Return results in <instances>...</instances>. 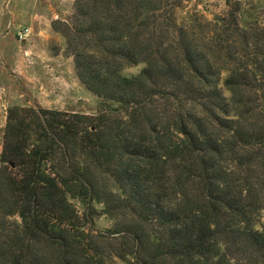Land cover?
<instances>
[{
	"label": "trees",
	"instance_id": "trees-1",
	"mask_svg": "<svg viewBox=\"0 0 264 264\" xmlns=\"http://www.w3.org/2000/svg\"><path fill=\"white\" fill-rule=\"evenodd\" d=\"M116 2L76 0L73 18L98 25L91 36L102 39L100 51L76 47L78 27L53 22L75 45L80 79L104 100L97 115L8 109L0 218L20 221L12 242L0 238V264H264V189L250 181L248 165L220 163L225 152L244 154L264 170V106L247 114L244 99L251 86L264 87V22L229 0L226 15L207 21V36L181 28L165 55L151 53L148 39L108 28L105 12L123 16L135 7ZM138 48L147 54L140 71L124 73L139 62ZM150 101L151 116L141 111ZM90 154L118 159L119 192H105L133 210L122 227H100L92 217L99 187L89 177Z\"/></svg>",
	"mask_w": 264,
	"mask_h": 264
},
{
	"label": "rangeland",
	"instance_id": "rangeland-1",
	"mask_svg": "<svg viewBox=\"0 0 264 264\" xmlns=\"http://www.w3.org/2000/svg\"><path fill=\"white\" fill-rule=\"evenodd\" d=\"M107 1L113 8L116 7V0ZM228 1L229 0H121L123 6H135L131 13H126L122 16V14L116 15L111 13V11H107L105 12V16L109 17L108 28L112 31L116 29L117 36L119 34H133L139 36L141 39H148L147 46L151 53L160 51L166 55V53L171 54L174 51V47L177 46L176 36L182 34L183 31L181 28L194 25L196 28L194 31L198 32V39L207 36L209 29H213V26H208V24H206L207 21H213L216 15H226L229 9ZM238 1H241L246 9L253 13L259 21L264 22V0ZM75 6L76 0H65L61 5L65 20L57 21L67 22L70 23V25L72 24L73 27H78V30L74 31L76 33V36L74 35L76 47L82 49L86 48L89 51H100L99 49L104 48L101 42L102 39L97 38L95 40L91 36V32L93 33V31L98 28V25L86 23L83 18L81 21L74 19ZM86 11L89 13L88 15L91 16L90 8L88 9V7L85 6V12ZM116 18H118V20H115ZM118 21L120 22L118 23ZM58 28L61 31L55 30L63 35L65 39L63 55L72 58L73 61L72 67L67 65L65 71H61L59 67L51 69V67H47L45 63L35 62L39 60L37 57L42 59V55L35 54L37 50H34V43L32 42L33 34L24 42L20 41L17 35L14 41L12 40L14 47L16 46V61L26 58L27 62L24 61V64H28L29 60V63L35 65L36 68L32 70L28 69L23 73L20 70L19 72H14V69H16L15 67H7L5 70H0V89H2L0 92V157L3 151L4 132L7 123V119L5 121V116H7L6 111L8 112L9 106L43 107L70 113L77 112L85 115H97L102 102H104L102 98L92 93L80 79L73 56V47H75V45L70 48L68 44L69 38L64 34L65 27L58 24ZM114 36V32H111V35L107 38H114ZM71 37H73V33ZM177 42L179 43V39ZM13 43H10V45L13 46ZM55 49H57L56 46H53V50ZM135 52V60L139 62L126 67L124 73L132 74L140 71V67L143 65L141 61L147 57V54H143V50L139 48ZM0 60H3L1 56ZM125 61L129 60L125 59ZM20 64H22V62H20ZM225 78L226 73L223 72L221 75V86L228 96L229 92L224 85ZM251 87L253 88V93L247 94L244 99L248 101L247 114L254 115L257 114L258 108L264 106V97L261 96L264 94V90H262L264 87ZM256 89L258 90L257 94L259 97L255 94ZM155 102L156 101H150L147 107L141 111H145L146 113L150 112V110L155 107ZM179 103L184 105L186 102L182 99ZM165 104L167 107H172L174 104L173 98L166 99ZM147 114L150 115L149 113ZM144 115L145 114H138L139 121L143 120ZM220 132L224 134L226 128H221ZM80 153L81 151L76 149V151H72L71 156L76 157L80 155ZM87 161L88 165L92 167V172L89 174V177L97 187H99L97 192L99 198L93 203L96 211L93 212V210L90 209L96 224L100 227L109 228L116 226L117 223H120V227H122L123 224L129 223L130 221H128V219L132 217L133 210L123 207L116 194L111 197L105 192L107 190L115 193L119 192V182L115 175L116 169L114 168V165L118 164V159L112 156L108 160H101V156L98 154H90L87 156ZM220 163L226 166L235 164L238 168L241 167V165H248L250 168L249 174L252 176V178L249 177L250 181L255 184L256 189H264V170H259L255 165V159L250 155L225 152L220 158ZM57 169L63 173V164L61 162L57 164ZM243 177L244 175L240 176V178ZM105 201L108 202V204L110 203V212L107 210L109 205L105 203ZM73 204L76 206L79 213L83 214L84 207L82 204L77 200L73 201ZM15 221H20L17 215L10 216L7 220L0 218V238L2 242L4 239H8L11 242L13 241L9 233L16 228L14 224ZM119 264L123 263L119 262Z\"/></svg>",
	"mask_w": 264,
	"mask_h": 264
},
{
	"label": "crops",
	"instance_id": "crops-1",
	"mask_svg": "<svg viewBox=\"0 0 264 264\" xmlns=\"http://www.w3.org/2000/svg\"><path fill=\"white\" fill-rule=\"evenodd\" d=\"M64 2L65 0H0V56L3 59L0 60V70L15 67L14 72L20 70L23 73L36 68L29 60L28 64H24V61L27 62L26 58L16 61V46L14 47L13 41L19 26L32 29V42L34 50H37L35 54L42 55V59L37 57L39 60L35 62L45 63L51 69L59 67L61 71H65L67 65L72 67V58L63 55L65 39L53 27L54 21L65 20L61 8ZM53 46L57 49L53 50ZM7 113L6 111V115ZM6 119L7 116L5 121Z\"/></svg>",
	"mask_w": 264,
	"mask_h": 264
},
{
	"label": "built area",
	"instance_id": "built-area-1",
	"mask_svg": "<svg viewBox=\"0 0 264 264\" xmlns=\"http://www.w3.org/2000/svg\"><path fill=\"white\" fill-rule=\"evenodd\" d=\"M32 34L31 27L28 26H20L17 28V37L20 41H26Z\"/></svg>",
	"mask_w": 264,
	"mask_h": 264
}]
</instances>
